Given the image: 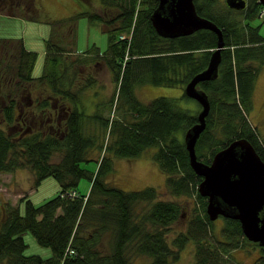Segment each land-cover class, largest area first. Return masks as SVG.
Listing matches in <instances>:
<instances>
[{
    "label": "trees",
    "instance_id": "trees-1",
    "mask_svg": "<svg viewBox=\"0 0 264 264\" xmlns=\"http://www.w3.org/2000/svg\"><path fill=\"white\" fill-rule=\"evenodd\" d=\"M94 1L101 13L83 10L74 18L51 22L43 72L36 80L52 92L31 106H22L20 98L29 94L36 53L20 39L0 38V76L7 92L14 94L9 98L3 92L9 100L0 125V173L27 169L33 187L48 177L59 185L57 194L40 204L22 197L24 212L18 203L6 202L0 208V264H135L136 259L168 264L190 241L195 243L192 264H233V252L245 244L260 246L244 236L238 220L219 216L222 227L214 230L216 219L211 221L206 213L207 200L198 193L201 177L190 167L184 144V133L197 122L200 109H184L179 99L166 96L143 103L135 94L138 85L148 84L180 87L182 97L190 99L184 87L207 66L217 47L216 33L201 29L164 38L150 21L157 0ZM194 3L200 16L222 30L224 40L217 78L197 85L210 102L206 127L195 144L197 159L209 163L218 150L245 138L264 162V138L249 119L255 82L264 65L261 23L251 24L261 5L247 0L248 7L235 11L220 0ZM78 17L100 23L108 38L104 51L95 45L94 53L88 49L76 55L71 50L74 25L62 33L58 25ZM94 58H99L95 65L101 60L111 71L116 92L86 113L79 107L84 91L97 85L99 97L102 89L92 67L84 71L85 63ZM105 104L116 112L112 118L103 115ZM57 110L63 111L62 117L56 116ZM16 126L20 130L14 132ZM150 148V158L166 176V190L172 196L196 198L187 229L175 230L174 235L172 227L185 213L179 203L159 198L155 187L125 191L108 178L114 158L134 159ZM83 162H95L97 168H84ZM82 178L91 181L86 194L78 192ZM25 232L50 254H27ZM256 264H264V254Z\"/></svg>",
    "mask_w": 264,
    "mask_h": 264
},
{
    "label": "rangeland",
    "instance_id": "rangeland-1",
    "mask_svg": "<svg viewBox=\"0 0 264 264\" xmlns=\"http://www.w3.org/2000/svg\"><path fill=\"white\" fill-rule=\"evenodd\" d=\"M220 1L226 4L225 0ZM26 7L30 10L27 11ZM83 10L101 13V6L99 4L97 5L94 0H0V38L20 39L23 41L27 50L36 53V60L31 71L33 81L27 86L31 101H38L52 92L48 85L41 84L36 80L43 72L45 41L51 32V22L65 20L69 17L74 18L77 13ZM28 15H33V19L29 18ZM262 15L264 14L260 10L258 16L252 17L251 24L261 23L259 32L264 36ZM72 25H74L75 30V42L71 50L75 54L82 53L88 49L93 51L94 45L101 51L107 48V34L101 30L99 22L78 17L75 21L58 25L59 32H64L65 27ZM69 43H65L67 47H69ZM9 44L7 45L9 46ZM91 53H94V51ZM82 55L84 54L82 53ZM98 60L99 58H94V61L89 60V62L85 63L88 66L84 71L92 67L93 74L98 80V85L102 87V89L100 88L101 92L99 97L95 96L97 85H92V87L84 91L85 95L82 96L81 100L83 106L80 105L79 107L86 113L92 112L94 103L102 99L108 102L116 92V83L113 80L111 71L101 60L99 64L95 65V62ZM261 67L253 90L252 109L249 114V119L257 129L258 134L264 138V65ZM83 73L85 74V72ZM2 90L7 93L9 98H14V95L8 93L4 86H2ZM135 94L143 103L149 102L158 96H166L179 99L178 104L184 109H189L192 112L200 109V105L195 100L182 97L183 89L180 87L153 86L148 84L138 85L135 88ZM105 105L107 106H104L101 110L103 115L112 118L116 112L113 111L112 107L109 108L108 104ZM17 131L18 128H15L14 132ZM153 150V148L147 149L139 157L134 159L114 158V171L108 178L114 186L125 191H136L147 186L155 187L160 193L159 198L179 203L185 213L173 225L170 234L174 235L176 231H185L187 229L189 219L192 218L193 210L196 207V198L172 196L166 190V176L150 158ZM81 165L93 171L97 168L95 162H83ZM90 185L91 181L88 178H82L78 184V192L86 194L90 189ZM58 191L59 185L52 177L45 178L37 187H33L32 173L27 169H19L12 173H0V208L6 202L11 205L18 203L21 211L24 212L25 201L21 200L22 197L27 196L33 204H40L55 196ZM214 222V230L222 227V218L219 217ZM22 236L25 243H27V254L40 253L43 257L50 254V250L46 247L39 246L30 233L25 232ZM211 239L214 240L213 238ZM194 252L195 243L190 241L180 252L179 258L168 264H192L195 258ZM261 255L263 254L261 253L260 247L245 244L242 249L233 252L234 258L230 263L256 264L257 259ZM147 262L146 259H136L134 261L135 264H145Z\"/></svg>",
    "mask_w": 264,
    "mask_h": 264
},
{
    "label": "water",
    "instance_id": "water-1",
    "mask_svg": "<svg viewBox=\"0 0 264 264\" xmlns=\"http://www.w3.org/2000/svg\"><path fill=\"white\" fill-rule=\"evenodd\" d=\"M235 10L245 8V0H225ZM264 6V0H259ZM156 33L164 38L187 36L201 29L217 35V47L205 69L195 74L184 87V93L200 105L197 122L184 133L189 164L201 177L198 193L207 200L206 213L211 221L219 216L238 220L244 236L257 243L264 254V162L245 138L231 141L218 150L209 163L197 159L195 144L206 127L210 110L207 94L198 83L216 79L224 48L223 33L211 20L197 13L194 0H157L150 15Z\"/></svg>",
    "mask_w": 264,
    "mask_h": 264
},
{
    "label": "flooded vegetation",
    "instance_id": "flooded-vegetation-1",
    "mask_svg": "<svg viewBox=\"0 0 264 264\" xmlns=\"http://www.w3.org/2000/svg\"><path fill=\"white\" fill-rule=\"evenodd\" d=\"M246 2V5H245V8L247 7V0H245ZM257 3H259L261 5V12L264 13V6L259 2V0H257ZM245 8L243 9H240L238 11H242L244 10ZM3 78L0 76V125L1 127L3 126V124H1L3 122V118L2 116L4 115V108L6 106V103L9 99L5 100L4 97H3V92L4 90H2V86H3V82H2ZM13 94V93H12ZM14 95V94H13ZM18 96V93L17 95ZM24 97H21L20 99L22 100V106L26 107V106H31L34 104L33 101H31V99L29 98V94L27 93L26 95H23ZM22 109V108H21ZM23 110V109H22ZM63 111H60V110H57L56 113H57V117L59 118L60 116L62 117L63 116ZM24 122V121H23ZM25 123V122H24ZM16 129L20 128L19 126H16L15 127Z\"/></svg>",
    "mask_w": 264,
    "mask_h": 264
},
{
    "label": "built area",
    "instance_id": "built-area-1",
    "mask_svg": "<svg viewBox=\"0 0 264 264\" xmlns=\"http://www.w3.org/2000/svg\"><path fill=\"white\" fill-rule=\"evenodd\" d=\"M66 253L72 254L73 253V250L72 249H67Z\"/></svg>",
    "mask_w": 264,
    "mask_h": 264
}]
</instances>
